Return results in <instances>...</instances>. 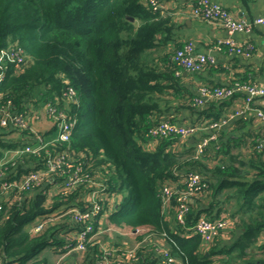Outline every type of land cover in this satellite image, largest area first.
I'll return each instance as SVG.
<instances>
[{
	"label": "trees",
	"instance_id": "16d2710c",
	"mask_svg": "<svg viewBox=\"0 0 264 264\" xmlns=\"http://www.w3.org/2000/svg\"><path fill=\"white\" fill-rule=\"evenodd\" d=\"M166 31L161 11L145 0H0V105L11 101L12 108L22 111L34 99L39 105L61 99L58 108L76 123L69 142L59 147L69 146L72 159L81 161L91 176L104 178L115 194V206L104 219L105 231H116L110 241L117 244L122 236L135 241L132 248L116 245L136 252L135 259H122V264H169L156 251L161 240L158 247L181 264H264V243L259 245L264 232V128L254 134L246 129L248 119L240 118L233 123L236 133H217V141L201 155L190 140L150 133L162 121L187 126L179 118L181 110L195 115L188 126L221 124L235 114L223 107L239 95L194 105L196 95L182 86L174 52L160 51L168 43L159 39ZM9 47L22 50V64L9 61ZM70 88L77 103L63 97ZM6 134H0V151L21 145L4 140ZM188 172L199 173L206 186L182 227L173 208L164 212L161 188L169 182L183 188L184 177L179 176ZM43 203L38 195L3 208L0 264H50L47 254L53 259L63 254L57 250L64 243L57 229L38 236L27 230L45 213ZM223 213L239 232L235 236L233 231L230 244L216 240L209 245L189 231L201 216L215 220ZM100 256V244L89 245L85 255L67 256L64 264H78L80 257V264H98Z\"/></svg>",
	"mask_w": 264,
	"mask_h": 264
},
{
	"label": "built area",
	"instance_id": "2783aa9c",
	"mask_svg": "<svg viewBox=\"0 0 264 264\" xmlns=\"http://www.w3.org/2000/svg\"><path fill=\"white\" fill-rule=\"evenodd\" d=\"M145 1L155 11H161V0ZM192 14L196 18L219 24L231 33H249L256 26L264 24V18L256 19L253 23L236 20L229 11L208 0H201L195 5ZM223 44L235 53L250 54L249 48L245 49L232 40ZM5 54L11 62H24L21 49L9 47ZM172 60L178 68L193 73L201 72L206 66L216 63L211 56L195 54V47L191 42L177 49ZM1 81L2 75L0 83ZM236 94L244 97L243 109L232 117L254 112L264 128V111L253 106L255 100L264 98V85L236 82L228 87L202 86L194 98V105L204 107L212 101H224ZM63 97L70 103L78 101L76 92L71 88ZM60 100L39 105L34 99L22 111L12 108L11 101L0 105V134L7 133L2 138L21 143L13 149L0 151V190L3 192L0 197V215L5 206L20 205L40 195L44 198L43 208L46 211L37 216L27 230L32 236H38L48 228L58 230V236L64 243L57 250L63 254L58 255L52 264H64L67 256L85 255L88 246L95 244H100L102 251L98 264H122L116 256L118 251L121 252V259H135V249L123 251L101 243L100 237L105 233L104 219L115 206V194L110 192L104 178L98 174L91 176L84 170L81 161L72 159L69 146L64 149L59 147V144L69 142L76 123L66 110L58 108ZM39 122L47 126L42 130L35 125ZM218 126L219 124H213V128ZM202 129L204 128L198 125L184 126L162 121L150 133L157 138L176 136L182 141H188ZM212 141H217V133L196 144L197 155H201ZM183 177V188L175 182L166 183L161 188L164 212L173 208L176 221L182 227L186 225V217L194 198L206 186L202 184L204 179L197 172L179 176ZM173 199L176 201L175 206H172ZM53 206L57 208L54 209ZM95 223L98 224L97 228ZM232 225L233 221L225 215L215 220L201 216L189 231L200 235L212 245ZM156 251L164 256L166 263L180 264L164 247L156 245ZM114 256L116 259H113Z\"/></svg>",
	"mask_w": 264,
	"mask_h": 264
},
{
	"label": "crops",
	"instance_id": "0c3cea01",
	"mask_svg": "<svg viewBox=\"0 0 264 264\" xmlns=\"http://www.w3.org/2000/svg\"><path fill=\"white\" fill-rule=\"evenodd\" d=\"M161 16L167 21L166 34L159 36V39H167L166 47L160 49L161 52H175L185 43L191 42L195 47V54L211 56L215 59L214 65L207 66L203 71L193 73L181 69L182 86L193 96L202 86L212 87H228L242 80L248 83L264 85V24L258 25L249 33H231L229 30L221 27L219 24L211 23L203 19L193 16V7L201 0H161ZM211 3L218 4L239 21L253 23L256 19L264 18V0H208ZM227 40L234 41L237 45L249 48L250 54H238L229 49L223 42ZM163 66V65H162ZM243 95L239 94L236 98L230 101V106H224L222 111L236 113L243 109ZM253 106L264 111V98L254 101ZM170 112H174L171 108ZM169 113L168 115H170ZM193 113H187L181 110L179 118L182 119V124H192L195 120ZM231 117L219 124L217 128L212 125L205 126L196 136L190 139V143L196 145L206 137L219 132L227 134L236 133L233 129V123L240 118L248 119L246 129H251L254 134H257L261 127L254 112L237 117ZM251 120V122H250ZM38 128L44 129L47 125L39 122L35 124ZM233 203V202H232ZM207 204H203L205 206ZM234 225L224 231L219 241L225 244L232 242V233ZM235 236L239 235L238 231H234ZM128 241H133L129 237L122 236L121 240H117V244L113 241L104 243L105 245L124 243L126 247ZM158 242L155 245H163ZM264 243V232L260 238V244ZM122 245V246H123ZM120 248H122L120 246ZM130 248V247H129ZM122 261L120 256H117ZM113 259H116L114 256ZM55 258L51 260L52 264ZM181 264V263H180Z\"/></svg>",
	"mask_w": 264,
	"mask_h": 264
},
{
	"label": "rangeland",
	"instance_id": "374dc122",
	"mask_svg": "<svg viewBox=\"0 0 264 264\" xmlns=\"http://www.w3.org/2000/svg\"><path fill=\"white\" fill-rule=\"evenodd\" d=\"M11 137V136H10ZM4 139V138H3ZM8 139H10V138H8ZM4 140H6V139H4ZM223 215H226V216H228V213H223ZM105 233L104 234H102L103 236H102V242L103 243H108V241H110V239H113L114 238V236L116 235V231L114 230V228H111L110 230H107L106 229V231H104ZM113 235V236H112ZM114 242H116V241H114ZM134 243H135V241H128L127 242V244L129 245V247L130 248H132L133 246H134ZM124 244V243H123ZM122 243H119L118 245L119 246H122L123 245ZM110 246H114V244H110ZM124 247H126V246H124ZM128 247V248H129ZM47 253H49L48 251H47ZM48 256H49V261H51L52 259H53V255L52 254H47ZM83 262V258L82 257H80V259L77 261V263L78 264H80V263H82Z\"/></svg>",
	"mask_w": 264,
	"mask_h": 264
}]
</instances>
